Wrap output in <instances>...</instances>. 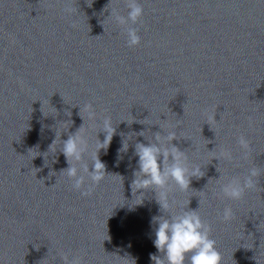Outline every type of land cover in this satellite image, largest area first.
I'll use <instances>...</instances> for the list:
<instances>
[{"label":"water","instance_id":"water-1","mask_svg":"<svg viewBox=\"0 0 264 264\" xmlns=\"http://www.w3.org/2000/svg\"><path fill=\"white\" fill-rule=\"evenodd\" d=\"M140 2L141 39L129 47L126 25L105 19L110 8L126 15V0H0V264H63L61 253L83 264H153L150 222L162 212L152 192L133 204L140 198L130 188L134 145L147 141L135 136L116 160L120 133L151 137L158 125L187 137L173 143L205 172L171 196L198 208L223 264H264V0ZM69 6L80 12L67 14ZM89 104L116 134L100 152L110 174L82 195L59 173L64 155L45 152L58 120L70 132L84 120L94 143ZM222 149L231 161L213 158ZM253 165L256 190L240 200L217 194L219 173Z\"/></svg>","mask_w":264,"mask_h":264},{"label":"clouds","instance_id":"clouds-1","mask_svg":"<svg viewBox=\"0 0 264 264\" xmlns=\"http://www.w3.org/2000/svg\"><path fill=\"white\" fill-rule=\"evenodd\" d=\"M91 3L92 0H88L89 6ZM126 7V15H122L116 8L107 9L109 14L105 19L126 25V43L129 47H133L140 43L139 28L134 25L140 21L144 9L140 0H126ZM64 11L73 16L80 12L78 8L71 6L66 7ZM85 108L88 110L89 119L96 121L94 143L89 142L84 120L74 132L69 131L72 124L65 126L68 120H58L54 128L55 137L48 146V151L45 152L50 153L55 160L59 153L64 155L68 166L59 173L65 174L72 182V186L80 190L82 195L90 194L92 188L110 174L106 171V163L100 159V152L102 149L107 152L116 134V124L112 122L111 117L104 116L102 119H97L92 105H86ZM56 114L55 108V114L52 115L55 117ZM43 115L47 117L49 114L45 115L43 112ZM158 126V131H151V137L144 135L146 130L128 133L126 136L120 133L121 147L117 149L116 160L118 164L123 159L121 153L128 151V141L135 136H142L147 141V143L137 141L134 145L133 155L138 159L137 167L133 169L130 188L133 201L140 198L139 203L133 204H142L145 195L152 192L162 212L161 215L154 216L150 222L156 225L153 244L158 253H150V261L153 264H223L222 254L216 246V241L210 236L211 225L202 219L198 208L192 209L189 205L185 207L182 202L171 196L175 188L180 191L191 188L192 178L199 179L205 175L203 167L190 161L185 149L173 143L174 140H188L187 137H178L176 131L169 130L164 125ZM65 133L67 139H61L62 134ZM100 133L104 134L103 140L99 137ZM237 143L243 150V158L247 159L250 154L249 140L241 134ZM220 157L229 161L233 159L231 151L227 149H222L219 156L213 158L219 161ZM259 176L260 169L255 165L250 166L242 175L229 177L219 173V177L216 178L219 184L217 194H222L230 200H240L246 192L254 191L260 186ZM233 215L231 207L225 206L222 219L229 221ZM61 260L63 264H83L81 256H70L69 253H61Z\"/></svg>","mask_w":264,"mask_h":264}]
</instances>
